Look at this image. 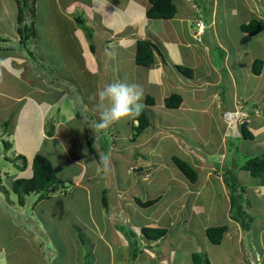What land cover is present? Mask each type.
Wrapping results in <instances>:
<instances>
[{"label": "rangeland", "instance_id": "374dc122", "mask_svg": "<svg viewBox=\"0 0 264 264\" xmlns=\"http://www.w3.org/2000/svg\"><path fill=\"white\" fill-rule=\"evenodd\" d=\"M91 1L94 0H36L35 9L29 8L30 12H34L26 13L25 20L35 23L37 37L26 46L21 44L17 32L16 0H0V100L7 101L3 98H8L6 93L14 96L27 94L20 105L36 115L41 113L42 104L48 101L52 108H61V113L55 110L51 117L56 116V121L62 124H53L54 135L59 138L49 140L41 137L37 129L32 132L21 129L27 128V122L23 116L17 121L20 107L13 104L0 109V124L3 125L0 126V264H145L144 254L148 251L162 257L161 246L146 247L134 227L138 231L144 227L166 228L168 238L162 243L171 241L173 246H177L184 240L188 243V247L182 244L184 250L201 248L198 253V258L202 260L200 264H205L208 254L210 261L214 258L218 264H264V180L252 177L243 169L250 158L264 155V135L256 143L242 135L230 138L223 167L219 159L221 153L211 147L212 151L207 154L209 159L206 160L212 165L214 177L221 174L223 179L234 181L231 184L236 186V195L249 208L245 219L248 228L230 223L237 227L229 237L235 243L226 242L224 238L220 245L212 244L202 229L203 225H228L226 206L222 201L225 195L219 179L212 187L200 190L202 196L195 200L196 196L188 192L199 191V183H191L175 166L170 168L172 170H164L161 165L157 167L155 164L158 163L152 160L157 156L156 159L170 163L172 160L168 153L162 156L156 146L145 142L139 148L135 146L132 141L135 135L133 124L128 121L117 122L115 126L97 132L98 138L92 139V148L86 144L84 136L87 131L89 135L94 134L90 125L98 119L95 93L107 83L105 80L109 76H103L102 68L95 63L97 57L91 55V42L77 20L81 13L85 19L92 20L97 8L84 6ZM209 1L212 4L213 0ZM222 2L216 0V4ZM74 4L79 7H66ZM232 27L236 30L234 25ZM96 34V40L106 38L104 30L98 29ZM95 45L100 50L101 42L95 41ZM259 48V52L264 53V46ZM118 62L116 60L114 64L118 66ZM119 73L126 74L122 70ZM251 82L257 83V80ZM46 87L53 90L47 91ZM55 90L62 91L63 95ZM30 101L39 103L40 109ZM15 108L17 117L12 122L9 114ZM42 109L46 111L47 106ZM260 110L264 112V104L261 107L257 105L247 120V128L257 138L260 134L256 136L253 129L258 124L259 118L255 117ZM146 114L148 116L147 111ZM186 115L187 121H181L182 137L188 143L197 145L200 135L193 131V119L198 116L202 121L206 120L194 112ZM149 118L151 124H158L160 119L158 114H155L156 121L153 115ZM7 121H11L8 126ZM204 122L198 134L204 131ZM40 123L38 116H32V126L38 127ZM51 125L48 129L42 127V130L50 132L53 130ZM14 128H20L27 136L22 141V152L26 158L33 156L39 148L38 152L50 159L56 169L63 167L60 178L66 186L63 183L61 192L52 194L49 199L39 200L38 195H30L24 207L19 206L11 188L18 170L7 159L15 158L16 154L14 150H6L3 144V141H12L8 139V133ZM148 128L142 136L149 134ZM6 130L8 132L4 134ZM150 131L154 132V129ZM127 146L130 148L126 149ZM101 152L111 154V166L107 173L97 171L96 157L99 158ZM174 155H177L175 150ZM75 160L84 162L82 167L84 171L87 169V173L83 174L79 165H71L70 162ZM219 165L220 173H217ZM147 167L149 171H155L144 180ZM139 168H143L141 172L137 170ZM76 176H79L83 186L72 184ZM178 177L179 183H168ZM103 188L109 204L107 209H104ZM159 197L161 200L158 203L147 208L134 202L135 198L149 201ZM224 200L230 203V199ZM196 201L203 207L200 215L192 208ZM118 203L123 204L125 215L115 217L109 212V207L112 212ZM189 216L190 223L195 227L193 232L185 231L184 222ZM155 222L161 227L150 226ZM119 231L131 235L126 239L129 247H123ZM134 253H137L135 258ZM177 259L176 264H180L178 262L182 261V257ZM148 264L158 263L148 257Z\"/></svg>", "mask_w": 264, "mask_h": 264}, {"label": "crops", "instance_id": "0c3cea01", "mask_svg": "<svg viewBox=\"0 0 264 264\" xmlns=\"http://www.w3.org/2000/svg\"><path fill=\"white\" fill-rule=\"evenodd\" d=\"M171 2L175 9L171 11L173 12L172 16L169 18H151L148 15L149 9L152 7L150 0H94L84 6H95L98 11H94L92 20L86 17V28L88 31L81 25L83 27L82 31L85 32L86 38L92 44H89L90 52L93 58L95 55L97 57L95 63L102 68L103 76L107 77L109 75V79L107 78L105 82L127 81L140 84L144 89L145 95L143 103L146 108L143 111L146 110L149 117L153 115L154 121H156L155 114L160 117L158 124L157 122L151 124L150 121L149 134L142 136L141 133L137 137L139 138L138 141L137 139L132 140L134 145L139 148L141 143L145 142L147 145L156 146L162 156L168 153L169 158L172 160L170 161L171 164L168 161L164 162L156 159L157 156L152 160V162L158 163L155 164L157 167L158 165L164 166V170L175 166L180 173L184 174L176 166L174 159L178 158L186 162L188 160L189 164L197 172V180L190 182L193 184L199 183L197 185L200 188L199 191L188 192L189 195L196 196L195 200L202 196L200 190L212 187L219 179L223 188V195H225L222 201L223 205L226 206L225 214L228 220V225H226L228 231L224 238H226V242L235 243L229 237L230 232L234 228L236 231L237 227L230 223H235L236 225L239 223L229 218L230 204L224 200L230 199L228 190L223 176L220 174L214 177L212 165H209L206 159H209L207 154L212 151V147L214 151L221 153L219 159L222 167L225 166L223 164L226 149H229L230 146V138H237L239 135L245 138L241 128L243 123L247 122L251 112L257 105L261 107L264 104V53L262 51L261 53L259 52V47L264 46V0H223L222 3L217 4L216 0H213L212 4L209 0H171ZM66 7L77 9L79 6L74 4ZM80 16H83V14L78 15V17ZM198 22L204 24V34L201 41H196L194 38L199 30L197 27ZM251 23L254 26L256 25L254 33L245 29ZM232 25L235 26L236 30H233ZM256 27H262V29L256 32L258 29ZM98 29L100 31L104 30L106 38L94 39L97 36L95 33ZM88 33L92 34L91 38H89ZM95 41L101 42L100 50L96 47ZM139 41H148L155 46L154 62L149 67L137 64L136 54ZM108 44L116 46L117 55L114 60H108L104 56V49ZM91 46H93V49H91ZM120 59H122L121 62ZM116 60L119 61L118 66L114 64ZM259 61H261L262 72L257 75L254 73V69H256L255 66L257 65L255 63H259ZM120 70L126 74L119 73ZM95 72L98 74L97 71ZM98 76L100 75L98 74ZM254 79L257 80V83L251 82ZM45 89L47 91L53 90L51 87H46ZM55 91L63 95L62 91ZM6 95L8 98H3L7 99V101L0 100L2 102L0 109L8 106L12 107L13 104L21 109L19 111L21 114L18 117L15 116L16 108L11 111L9 115H11L12 122H14L15 117H17L18 121L23 116L25 122H27L25 125L27 128H21L24 131L32 132L37 129L41 137L49 140L59 138L57 135L51 138L48 137V132L42 130V127L48 129L49 125L52 124L54 131L55 126L53 124L58 125L60 123L56 121V116L53 118L51 116L55 110L61 113V108H57V106L52 108V105H49L48 101H46L42 104V107L47 106V110L44 111L42 107L41 109L39 108V103L30 101L40 109L41 113L36 115L28 112V109L20 105L21 100L27 98V94L14 96L6 93ZM172 96L181 100L179 107L170 108L167 106L166 102ZM52 101L55 100L52 99ZM191 112L200 114L206 120L204 122L198 116L193 119V131L198 136L200 135L197 145L188 143L182 137L181 121H187L185 120V118L188 119L186 113ZM32 116L40 118L41 123L38 127L37 125L32 126ZM149 117L148 119L150 120ZM255 118H259L258 124L255 129L250 128L256 130V136L259 134L260 136L257 138L253 134L255 137L251 140L253 143H256L264 135L263 110L262 112L260 110ZM122 121H128L129 124L132 123L133 131L136 134L134 127L139 123L136 118H125L120 120L119 123ZM10 122L7 121L6 125L8 126ZM203 122L204 131L198 134ZM0 126L3 125L0 124ZM152 128L154 132L150 131ZM8 130L4 134H7ZM23 130L20 131V128H14L8 133V139L12 140H9L11 143L9 145L16 154V161L21 162L23 161L18 156L25 155L22 152L24 146L22 141L27 137L23 134ZM86 135H89L88 131L84 136L87 142ZM202 135L203 137H201ZM89 137L91 141L94 138L97 139V132L90 134ZM128 148L130 147L127 146L126 149ZM174 150L177 155H174ZM34 155L27 158L28 167L25 171L18 170V165L14 164L18 170L15 178H30L32 176L31 161ZM134 156L136 157V155ZM96 159L99 163V158L96 157ZM70 163L71 165L74 163L75 166L79 165L83 169L82 164L84 162L75 160ZM219 168L220 165L217 173H220ZM142 169L139 168L137 170L141 172ZM146 169H148V172L144 180L151 177L155 171H149V167ZM82 173H87V169L86 171L83 169ZM178 179L179 177L168 183H179ZM73 182L74 184L84 185L80 182L79 176H76ZM102 191H105V189L103 188ZM183 196H186V194ZM119 197H121V194H119ZM159 198L161 200V197ZM108 205L107 203L104 209H107ZM110 205L112 206L113 204L111 203ZM192 208L198 212V215L203 209L197 201L192 204ZM109 212L115 217L125 215L123 204L121 203H118L117 208H112V212L109 207ZM189 218L190 216L188 221L184 222L185 231L193 232L192 229L195 227L192 226ZM150 226L161 227V224L155 222L150 224ZM134 228L138 232V236L144 240L146 247H154L156 244L157 247L161 246L160 253L163 255L162 257H158V254H153L150 251L146 255L144 254L145 252L143 253L145 264H148V257L158 264H176L178 257H182V261L178 262L180 264H196L193 261V256L198 254L202 250L201 248L199 250H191L190 248L184 250L182 244L188 247V243H185L184 240L180 241L177 246H173L171 241L163 244L162 241L168 238L169 232L164 238L149 242L151 240L146 239L141 231H138V228ZM208 228V226L203 225V232L206 233ZM117 233L121 241H123V247H129L126 239L131 235L123 231ZM209 257L210 255L208 254L205 264H218L214 258H211L212 261H210Z\"/></svg>", "mask_w": 264, "mask_h": 264}, {"label": "trees", "instance_id": "16d2710c", "mask_svg": "<svg viewBox=\"0 0 264 264\" xmlns=\"http://www.w3.org/2000/svg\"><path fill=\"white\" fill-rule=\"evenodd\" d=\"M152 3V7L149 9L148 15L149 17H160V18H169L172 16L171 11H174V5L172 4L171 0H150ZM17 7H18V35L20 36L21 44L28 45V42L33 40L37 37V31L35 29L34 22H26L25 14L29 13L30 9L36 6V0H16ZM34 12V11H33ZM30 12V13H33ZM29 13V14H30ZM169 13V14H168ZM80 25L86 28V19L83 16L77 18ZM256 26V25H255ZM252 23L245 27L246 30H250L251 33H254V27ZM258 28V27H256ZM262 27H259L256 32H259ZM87 30V28H86ZM88 31V30H87ZM89 38L92 37L91 33H88ZM92 45V44H91ZM93 49V46H91ZM154 50L155 46L148 41H139L137 44V54H136V61L138 65L141 66H150L154 62ZM261 61L255 63L254 73L259 75L262 72L261 69ZM186 70V69H185ZM167 106L170 108H177L181 105V100L177 97H170L167 102ZM80 117V115H78ZM93 118V117H92ZM139 121L138 125L134 127L136 130V134L134 135L133 139H136L141 133L144 132L146 128L150 126V120L148 119L145 111H142L139 117H136ZM248 123L245 121L242 125L243 136L247 138V140L254 139L255 135L247 128ZM52 127V126H51ZM53 129V127H52ZM48 137H54V131L50 130L48 132ZM88 138V139H87ZM87 144L92 148V141L90 140L89 135H86ZM94 152V150L92 149ZM21 159L22 165L18 164L17 168L20 171H25L28 167V160L25 156L20 155L18 156ZM176 166L184 173V175L191 181L195 182L197 180V172L195 169L186 161L180 160L178 158L174 159ZM32 169V176L30 178H18L12 181L11 188L13 193L17 196L18 204L21 207L26 205V198L29 195L37 194L39 196V200L49 199L52 194L57 192H61V186L65 182L60 178V171L63 167L55 168V165L48 159L44 154L41 152H37L34 155L33 161L31 163ZM250 172L251 176L254 178H262L264 180V155L257 156L254 158H250L246 164V167L243 168ZM228 174V170L225 171ZM224 174V176L226 175ZM234 179V178H233ZM236 179V178H235ZM75 178H73V181ZM72 181V182H73ZM237 181V180H236ZM224 182L226 188L229 192L230 198V210H229V218L237 223H239L244 229H247L248 226L246 224V217L248 215L247 210L249 208L240 201L239 195L237 194V189L234 184H231L230 180L224 177ZM74 184V182L72 183ZM66 187V186H65ZM63 187V188H65ZM103 203L107 205L108 199L106 196V191H103ZM160 201V198L149 200V201H142L140 198H135V203L137 206L142 208H147L155 205ZM228 231V227L226 225L220 226H213L209 227L206 230V235L211 243L215 245H220L225 237L226 232ZM142 235L151 241H158L166 236L168 230L165 228H150L144 227L141 229ZM137 253H134V258L136 257ZM198 257L200 255L195 254L193 256V261L196 264H200L202 260ZM200 261V262H199ZM207 262V258L205 263ZM202 263V262H201Z\"/></svg>", "mask_w": 264, "mask_h": 264}, {"label": "clouds", "instance_id": "9594fccd", "mask_svg": "<svg viewBox=\"0 0 264 264\" xmlns=\"http://www.w3.org/2000/svg\"><path fill=\"white\" fill-rule=\"evenodd\" d=\"M198 29V33L195 34L194 38L196 41H201L202 35L204 34V24L203 29H200V27H198ZM116 55V46L114 44H108L104 49V56L106 57V59L114 60L116 58ZM95 98L97 101L98 119L96 121H93L90 125V127L94 130V133L101 130H106L122 119L139 117L145 107L143 103L144 89L140 84L136 82L115 81L112 83H106L102 88L96 91ZM3 144L6 150H12L10 141H3ZM7 160L11 161L13 165L14 163L17 165L22 164L21 161H16V157ZM110 166V153H99V163L97 165V171L107 173L110 170ZM1 182L2 174H0V183ZM8 183H10V180ZM252 262H254V260H252Z\"/></svg>", "mask_w": 264, "mask_h": 264}, {"label": "built area", "instance_id": "2783aa9c", "mask_svg": "<svg viewBox=\"0 0 264 264\" xmlns=\"http://www.w3.org/2000/svg\"><path fill=\"white\" fill-rule=\"evenodd\" d=\"M197 26L200 27V29H201V28L203 29V24H202V22H198V23H197ZM198 39H199V38H198Z\"/></svg>", "mask_w": 264, "mask_h": 264}]
</instances>
